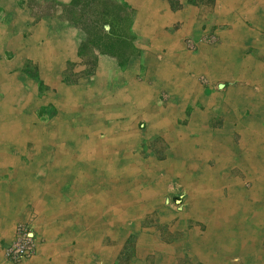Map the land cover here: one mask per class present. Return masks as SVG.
<instances>
[{"label":"crops","instance_id":"crops-1","mask_svg":"<svg viewBox=\"0 0 264 264\" xmlns=\"http://www.w3.org/2000/svg\"><path fill=\"white\" fill-rule=\"evenodd\" d=\"M113 1L127 11L133 54L124 65L100 60L97 75L85 82V152L92 153H85V176H25L26 169L23 176H0V264H13L4 247L20 222L41 240L36 256L21 264L111 262L116 247L105 235L115 238L124 226L112 213L124 208L117 205L126 178L117 171L109 204L104 176L87 171L94 153L103 156V167L131 172L133 162L138 176H164L163 185L177 178L190 189L185 216L169 223L172 240L161 243L162 264H264V0ZM33 5L0 0V175L14 156L22 158L18 144L32 132L25 108L13 107L20 88L15 70L24 74L30 60L50 71L74 53L73 25L38 19ZM51 133L53 141L59 131ZM152 186L143 204L154 208L164 203L163 188ZM90 190L97 193L93 201ZM85 204L103 207L85 218L91 211Z\"/></svg>","mask_w":264,"mask_h":264},{"label":"rangeland","instance_id":"rangeland-1","mask_svg":"<svg viewBox=\"0 0 264 264\" xmlns=\"http://www.w3.org/2000/svg\"><path fill=\"white\" fill-rule=\"evenodd\" d=\"M31 3L34 4L31 7L38 19L42 18L47 21L55 19L60 23L73 25L75 30L74 53H65L66 56L59 57V67L51 68L50 71L48 68H39L30 60H27L26 68L23 70L24 74L21 68L15 70L19 74L20 88L17 93L18 99L15 100L13 107L25 108V121L28 125L25 128L32 132L26 134L24 143L18 144L22 149H25L22 158L14 156L15 161L11 163L7 174L3 173L0 176H23V174H19L23 173L26 168L28 170H26L25 176H85V164L90 163L85 161V153H90L89 156L92 154L85 152L84 147L85 110L81 109H85V82L97 75L100 60L112 61L115 65L117 63L124 65L133 54V42L128 35L127 11L121 5L115 4L113 0H73L69 5L61 4L55 0H45L44 2L31 0ZM260 24V28L264 30V18ZM42 39L44 41L45 38ZM204 39L207 42H212L217 38L207 36ZM68 40L70 44V39ZM11 71L13 72V70ZM249 77L255 76L249 75ZM28 117L32 118V122H28ZM11 121H13L12 118ZM11 121L9 119L10 130L15 128ZM50 130H52V133L50 132L52 136L57 130L59 131L58 135L56 134L54 137V142L50 139ZM63 130L66 136L62 137L61 131ZM130 135L135 136L134 133H130ZM30 137L32 140L28 139ZM92 137L103 140L96 136ZM38 143L40 144L38 145ZM102 157L95 153L92 158L88 157L92 164L87 171L89 176H104L105 180L102 181L106 186V192H108L107 201L109 204L116 200L114 190L111 189L112 191L109 192L108 189L114 183L115 187H117L116 183H120L117 180V171H120L126 178L121 182L122 193L120 196L118 195L121 199L117 205L124 208L112 213L115 220L120 221L119 223L124 226L119 228L120 234H117L115 238L109 231V234L105 235L109 236L105 242L109 246L115 244L113 247H116V253L108 263L162 264L161 243L169 245L172 240L169 225L185 216L187 203L191 200L190 189H187L177 178L169 180L168 183L165 181L163 185L159 179L166 178L164 176H148L145 172H142L144 176L140 174L138 176L137 172L140 170L136 169L133 162H131V172H126V174L123 167L114 165L103 167V163L100 161L103 159ZM54 169L57 171L55 172ZM151 184L154 187L159 186L158 191L163 188L159 195L162 196L160 200H164V203L162 202L159 206L155 205L154 208L143 204L149 200L144 195L147 186ZM90 192L92 194L89 195L88 201L91 199L93 201L97 193L92 190ZM131 192L137 196L133 195L130 198ZM130 199L138 204L136 212H134V206H131ZM163 204L165 209L168 208L166 212L162 210ZM85 205L87 208L91 207L90 213H88V209L86 210L85 218L92 214L93 207L95 209L103 207L92 204ZM165 215L168 216L166 220L163 219ZM171 216L175 217L174 221ZM108 238L113 243H108ZM149 238L154 239L157 245L154 243L153 246ZM175 250L178 255L180 249L175 248ZM108 263L103 261V264ZM85 264H89V262L85 260ZM183 264H187V262H183Z\"/></svg>","mask_w":264,"mask_h":264},{"label":"built area","instance_id":"built-area-1","mask_svg":"<svg viewBox=\"0 0 264 264\" xmlns=\"http://www.w3.org/2000/svg\"><path fill=\"white\" fill-rule=\"evenodd\" d=\"M41 240L29 222L16 225L14 238L4 247L5 259L14 264H21L36 256Z\"/></svg>","mask_w":264,"mask_h":264},{"label":"bare ground","instance_id":"bare-ground-1","mask_svg":"<svg viewBox=\"0 0 264 264\" xmlns=\"http://www.w3.org/2000/svg\"><path fill=\"white\" fill-rule=\"evenodd\" d=\"M234 57V56H233ZM219 69V68H218ZM237 69V68H236ZM256 71L258 70V69H255ZM253 71V70H252ZM11 77V76H10ZM12 78V77H11ZM14 81V80H13ZM16 81V80H15ZM13 84V83H12ZM17 84V83H16ZM13 87H15V86H13ZM11 91V90H10ZM10 106V105H9ZM6 108V107H5ZM9 108V107H8ZM13 109V108H12ZM14 110V109H13ZM17 110V109H16ZM10 111H12V110H10ZM9 111V112H10ZM11 114V113H10ZM17 114V113H16ZM9 116V115H8ZM30 116V115H29ZM19 117V116H18ZM165 117V116H164ZM14 118V117H13ZM26 119V118H25ZM12 123H15V121H11ZM28 122H32V118H30V117H28ZM25 123V122H24ZM3 124V123H2ZM33 124V123H32ZM27 125V124H26ZM28 126V125H27ZM48 127V126H47ZM19 128V127H18ZM41 128V127H40ZM22 129V128H21ZM23 129H25V128H23ZM22 129V130H23ZM36 130V129H35ZM47 130V129H46ZM45 130V131H46ZM12 131V130H11ZM22 133V132H21ZM45 135H46V133H45ZM58 135V134H57ZM26 136V135H25ZM64 135H62V137H63ZM127 136V135H126ZM130 137H131V135H130ZM17 138H22L23 139V134H20ZM34 138V137H33ZM48 138V137H47ZM61 138V137H60ZM73 139V138H72ZM128 139V138H127ZM19 140V139H18ZM99 140V139H98ZM117 142V141H116ZM40 143H41V141H40ZM40 143H38V145L40 144ZM101 143V142H100ZM42 144V143H41ZM104 144V143H103ZM75 145V144H74ZM79 145V144H78ZM96 145H98V144H96ZM36 146V145H35ZM63 146V145H62ZM112 146V145H111ZM85 147V146H84ZM94 147V146H93ZM93 147H91V148H93ZM106 147V146H105ZM114 146H112V148H113ZM60 148H61V145H60ZM87 148V147H86ZM90 148V147H89ZM88 148V149H89ZM97 148V147H96ZM116 148V147H115ZM58 149V148H57ZM59 150V149H58ZM91 150V149H90ZM101 150V149H100ZM118 150V149H117ZM104 151V150H103ZM107 151V150H106ZM32 152V151H31ZM60 152V151H59ZM101 152V151H100ZM99 152V153H100ZM112 152V151H111ZM83 153V152H82ZM75 154H78V153H75ZM101 154V153H100ZM100 154H98V155H100ZM108 154V153H107ZM31 156V155H30ZM96 156V155H95ZM107 156H109V155H107ZM115 157H117V156H115ZM82 158V157H81ZM74 160V159H73ZM117 160V159H116ZM107 161V160H106ZM111 163V162H110ZM112 163H113V161H112ZM122 163V162H121ZM114 164V163H113ZM118 164H120V163H118ZM78 165V164H77ZM84 166V165H83ZM107 166V165H106ZM105 166V167H106ZM122 166V165H121ZM112 168V167H111ZM130 168V167H129ZM26 170H28L27 168H26ZM55 170V169H54ZM57 171V169L55 170V172ZM59 171V170H58ZM81 171V170H80ZM54 172V171H53ZM27 173V171H25V173H24V175ZM66 173V172H65ZM53 174V173H52ZM125 174H126V172H125ZM60 175V174H59Z\"/></svg>","mask_w":264,"mask_h":264}]
</instances>
